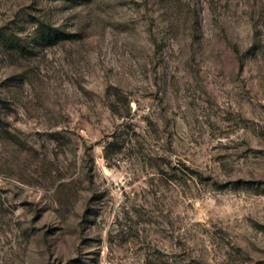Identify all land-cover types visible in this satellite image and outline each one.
<instances>
[{"label": "rangeland", "instance_id": "1", "mask_svg": "<svg viewBox=\"0 0 264 264\" xmlns=\"http://www.w3.org/2000/svg\"><path fill=\"white\" fill-rule=\"evenodd\" d=\"M0 264H264V0H0Z\"/></svg>", "mask_w": 264, "mask_h": 264}]
</instances>
